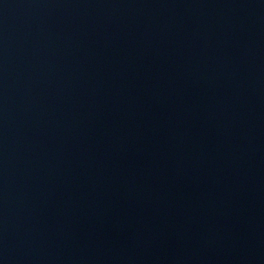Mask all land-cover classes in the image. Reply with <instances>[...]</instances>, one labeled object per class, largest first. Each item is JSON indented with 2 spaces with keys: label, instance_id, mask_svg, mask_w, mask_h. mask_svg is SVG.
Wrapping results in <instances>:
<instances>
[{
  "label": "water",
  "instance_id": "water-1",
  "mask_svg": "<svg viewBox=\"0 0 264 264\" xmlns=\"http://www.w3.org/2000/svg\"><path fill=\"white\" fill-rule=\"evenodd\" d=\"M153 264H264V0H214Z\"/></svg>",
  "mask_w": 264,
  "mask_h": 264
}]
</instances>
